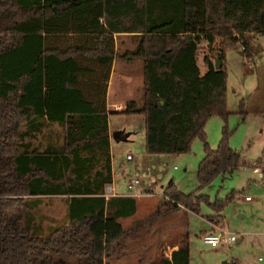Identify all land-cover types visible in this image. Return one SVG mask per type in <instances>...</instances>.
Segmentation results:
<instances>
[{
    "label": "trees",
    "instance_id": "trees-1",
    "mask_svg": "<svg viewBox=\"0 0 264 264\" xmlns=\"http://www.w3.org/2000/svg\"><path fill=\"white\" fill-rule=\"evenodd\" d=\"M76 1L0 0V135L13 128L14 115L22 117L5 148L0 142V264H108L125 246L131 229L121 220L135 214L136 199L105 196L112 181L105 81L115 32L138 38L116 55L142 61V102L129 100L122 112L142 115L146 152L183 153L195 137L204 141L197 188L186 193L169 182L158 208L198 211L206 201L219 212L234 193L213 203L198 193L241 164L226 126L213 149L205 123L212 114L228 115L225 52L240 45L252 55L249 35L264 34V0H100L99 15H89L92 22L102 18L100 32L43 33L50 14L60 18L61 31L69 28L65 19L73 12L66 9ZM86 3L96 7L97 0ZM52 124L61 140L34 144ZM54 194L63 196L66 213L43 233L34 212L42 196ZM189 260L186 236L169 256L147 264Z\"/></svg>",
    "mask_w": 264,
    "mask_h": 264
},
{
    "label": "rangeland",
    "instance_id": "rangeland-1",
    "mask_svg": "<svg viewBox=\"0 0 264 264\" xmlns=\"http://www.w3.org/2000/svg\"><path fill=\"white\" fill-rule=\"evenodd\" d=\"M18 17L19 20L23 19L20 14ZM201 45L197 62L201 72H204L206 66L203 54L206 42L203 41ZM249 45L252 51L250 56L243 52L240 45L226 50L228 115L223 117L212 114L205 123V139L210 147H217L223 127L226 126L228 144L241 157V164L237 169L231 173L216 175L198 191L208 195L211 203L216 199L225 200L231 191L234 192L219 212L206 201L200 202L198 211L177 208L169 212L164 206L158 208V194L163 192L169 182H174L179 190L186 193L197 188L196 169L204 155V141L200 137L192 140L186 152L149 154L145 150L142 115L122 112L125 105L120 109L108 107V121L112 128L131 131L132 139L114 140L111 146L114 176L129 191L142 189V193H150V196L139 198L133 216L121 220L125 228L131 229L130 234L122 250L106 259L108 264H147L156 261L168 254L171 246L179 244L186 236L191 264H233L232 256L238 257V264H264V34L249 35ZM124 50L125 47L122 46L119 53ZM118 66L113 74L110 98L127 100L129 90L123 88V84L122 89H115L120 73ZM137 76L138 81L136 79L132 84L131 96L137 103H141L142 70L140 74H135ZM120 81L121 77L117 82ZM125 86L128 87L127 84ZM240 104L243 105L242 111ZM19 119L22 117L14 115L10 122L8 120V125H13V132L9 128L0 135V142L4 143L2 148H5V141L11 140L22 126ZM61 135L60 127L52 124L32 141L34 144H45L49 137L61 140ZM127 152L131 153V160L125 158ZM133 177L138 178L139 182L130 188L128 182ZM246 195L250 199L246 200ZM65 211L66 205L61 196H42V202L34 212V221L47 232L49 226L61 221ZM217 213L221 215L223 227L240 238L229 247H215L222 256H218L215 251L211 252L213 249L203 243L200 236L202 230L211 228L208 216ZM213 221L219 223L216 217ZM217 226L219 225L214 230Z\"/></svg>",
    "mask_w": 264,
    "mask_h": 264
},
{
    "label": "crops",
    "instance_id": "crops-1",
    "mask_svg": "<svg viewBox=\"0 0 264 264\" xmlns=\"http://www.w3.org/2000/svg\"><path fill=\"white\" fill-rule=\"evenodd\" d=\"M86 1H88V0L76 1V2H74L73 6H71L72 8L69 6L66 9L67 12L69 10H71L73 12V14H67V16H66V19H65L66 22L65 23H66L67 27H69V28H67L65 31H61V29L59 28V26H60V23H59L60 22V18L57 17L58 15L56 16L55 14H50L51 16L48 18V20H50L48 25H50V26L48 28H43V33L51 32V33H66L68 35H74V34H77V33H98V32H100L101 29H102V24H101L102 18L99 17L97 20H95V22H92L91 16H89V15H90V13H93V15H94L96 13V11H98L97 13L99 15V12L102 10V6H103L102 5V1L97 0L96 7L90 6V4L86 3ZM79 3H80V5H79ZM113 41H114L115 56L112 59L111 64H110V70H109L108 79L105 81L106 110H108L109 106H114L115 104H121V106H124L126 104L127 100L133 99L132 96H131L132 84L135 82L136 79L138 81V77H139V76L135 77V74H140V72L142 70V61H141V59L134 58L132 60H126L125 58H121L120 61H118V59L120 57H118L116 55L117 52H119V50L122 48V46L125 47V50L133 49L137 45V42H138L137 36L133 35V34H128V33H116L115 32V33H113ZM117 66L119 68L118 71L120 72L119 73V77L117 79L119 80L120 77H121V81L118 83L117 82L118 80H116L115 89H120L122 87V84H123L124 85L123 88H127L129 90V95L127 96V98L129 97V99L124 98V99H127V100H120V99L112 100L110 98V90H111L112 85H113V74L115 73V71H116L115 69L117 68ZM120 74H121V76H120ZM125 84H127L128 87L125 86ZM142 91H143V72H142ZM112 127L113 126L108 121L110 155H111V146L113 145L114 140L115 141H117L119 139H121V140H129V141L132 140V139H130L131 131H128V135L125 136L126 132H125L124 128L123 129H121V128L118 129V130L121 131L120 132V135H121L120 137H117V138L113 137L112 133L116 129L112 128ZM127 153H129V152H127ZM125 158H126V155H125ZM131 159H127V160H131ZM111 166H112V181L109 184L113 186V190H114L111 195L134 196L135 199H136V210H137V203H138L139 198L140 197H144V196H150V193H148V192L142 193L141 192L142 189H136L135 191L134 190H130V191L127 190L125 187H123V185L119 182V180H116V178L114 176L113 158H112V156H111ZM151 194H153V193H151ZM57 195L61 196L59 194H54L52 196H57ZM111 195L105 194L106 197L111 196ZM158 195L160 196V199H158V200H160V202H161L162 201L163 192L158 194ZM61 197H63V196H61ZM65 205H66V203H65ZM178 209L179 210H187V211H189L188 209H185L183 206H180ZM65 212H64V215H62L63 217L65 216ZM208 217H209L208 219L210 220L211 228H210V230H205V229L202 230L200 232V236L204 232L213 231L214 227L216 225H224L220 214L217 213V214H215L213 216H208ZM215 217L219 220L218 224H216L213 221V220H215ZM239 240H240V238L237 236L236 241H239ZM177 244L178 243H174L171 246V249H170L169 253L166 254L167 256L170 255L172 250L177 248ZM209 247H210V249H213V250H211V252L215 251L218 256H222L221 253H217V250H216L215 247H212L210 245H209ZM232 263L233 264H238L239 263L238 257L232 256ZM189 264H191V260H189Z\"/></svg>",
    "mask_w": 264,
    "mask_h": 264
},
{
    "label": "built area",
    "instance_id": "built-area-1",
    "mask_svg": "<svg viewBox=\"0 0 264 264\" xmlns=\"http://www.w3.org/2000/svg\"><path fill=\"white\" fill-rule=\"evenodd\" d=\"M115 109H120L121 104H115ZM127 159H131V153L126 154ZM139 181L138 178L133 177L128 182V187L132 188L137 182ZM113 186L108 184L105 187V194L111 195L113 193ZM245 199L248 200L250 197L248 195L245 196ZM202 241L212 247L222 246V247H229L233 242L237 239V234L230 232L227 230L223 225H219L216 227V230L204 232L202 235Z\"/></svg>",
    "mask_w": 264,
    "mask_h": 264
},
{
    "label": "water",
    "instance_id": "water-1",
    "mask_svg": "<svg viewBox=\"0 0 264 264\" xmlns=\"http://www.w3.org/2000/svg\"><path fill=\"white\" fill-rule=\"evenodd\" d=\"M215 66L216 67H219L220 66V61L218 60V59H216V61H215ZM120 130H115L112 134H113V137H120L121 135H120ZM128 135V132H126L125 133V136H127Z\"/></svg>",
    "mask_w": 264,
    "mask_h": 264
}]
</instances>
